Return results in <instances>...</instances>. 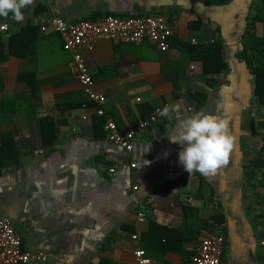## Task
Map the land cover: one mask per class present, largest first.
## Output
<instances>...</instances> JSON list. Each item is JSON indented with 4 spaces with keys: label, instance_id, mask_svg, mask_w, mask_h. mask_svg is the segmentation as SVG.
<instances>
[{
    "label": "crops",
    "instance_id": "0c3cea01",
    "mask_svg": "<svg viewBox=\"0 0 264 264\" xmlns=\"http://www.w3.org/2000/svg\"><path fill=\"white\" fill-rule=\"evenodd\" d=\"M260 1L33 0L23 21L0 17L7 24L0 30V215L11 218L24 251L47 256L19 264H135L136 247L153 264H193L196 246L215 227L227 264H264V168L251 183L244 177L246 162L264 159V106L240 56L252 17L264 15ZM157 13L172 29L165 52L148 41L104 39L84 52L106 97L104 115L70 74L60 35L38 27L42 16ZM254 30L264 36V22ZM199 42L220 43L221 73L202 75L197 51L184 45ZM176 102L180 116L141 132L132 151L106 137L105 119L123 131ZM200 113L227 118L236 138L228 165L214 176L186 172L178 162L183 146L168 137Z\"/></svg>",
    "mask_w": 264,
    "mask_h": 264
},
{
    "label": "built area",
    "instance_id": "2783aa9c",
    "mask_svg": "<svg viewBox=\"0 0 264 264\" xmlns=\"http://www.w3.org/2000/svg\"><path fill=\"white\" fill-rule=\"evenodd\" d=\"M38 27L41 32H56L62 39V47L70 53L71 60L69 72L80 85L84 96L96 104V113L104 115L101 107L106 97L95 89L94 81L88 71L84 52L92 50L99 40H112L124 43H139L148 41L154 44L160 51L165 52L169 48V38L172 29L167 20L160 13L147 16L106 14L92 20H67L57 15L42 16L38 19ZM7 24H2L0 30H5ZM154 109L137 123L120 131L116 123L105 119L104 130L106 137L113 144L126 152L133 149V141L141 132L148 130L151 125L162 120L157 109ZM135 164H131L133 167ZM109 173L115 172V166L108 169ZM152 213H157L153 206ZM143 213H137L138 220H143ZM137 234H132L136 240ZM264 242L262 241L261 244ZM224 237L215 227L214 232L203 237L195 248L192 257L193 264H227L223 260ZM135 264H153L144 249L136 247L133 251ZM47 256L43 252L30 253L22 248V238L16 230L11 218L0 215V264H19L30 260L46 261Z\"/></svg>",
    "mask_w": 264,
    "mask_h": 264
},
{
    "label": "clouds",
    "instance_id": "9594fccd",
    "mask_svg": "<svg viewBox=\"0 0 264 264\" xmlns=\"http://www.w3.org/2000/svg\"><path fill=\"white\" fill-rule=\"evenodd\" d=\"M32 3L33 0H0V17L7 18L11 13L19 23L24 20L22 10ZM181 111L182 104L179 102L157 109L161 117H169L170 114L179 117ZM168 137L170 142L183 146L178 154V162L184 170L189 174L199 172L205 177L214 176L219 169L228 165L236 141L230 121L208 113L187 119L174 135Z\"/></svg>",
    "mask_w": 264,
    "mask_h": 264
},
{
    "label": "trees",
    "instance_id": "16d2710c",
    "mask_svg": "<svg viewBox=\"0 0 264 264\" xmlns=\"http://www.w3.org/2000/svg\"><path fill=\"white\" fill-rule=\"evenodd\" d=\"M261 7H264V0L260 1ZM247 29L243 34L242 45L243 50L240 55L245 60L250 73L254 78V95L255 101L258 106H264V36H257L255 33V22H264V15L259 14L252 17ZM193 50L197 51L195 58L202 64V75L207 77L210 74L221 73L225 69V63L221 56V45L218 42H210L202 44L201 42L197 45L184 44ZM1 78H0V91H1ZM204 99V95L201 94ZM2 102L0 103L1 106ZM104 121V120H103ZM260 124L264 125V121ZM3 164H0V168ZM264 168V159L252 158L250 161L244 164V177L246 183H251L255 175V171ZM201 183V182H200ZM264 237V227L262 232Z\"/></svg>",
    "mask_w": 264,
    "mask_h": 264
}]
</instances>
